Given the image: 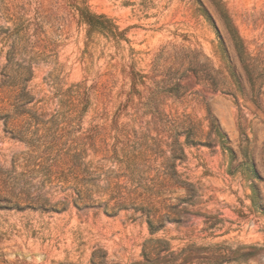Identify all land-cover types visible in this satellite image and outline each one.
<instances>
[{
	"label": "rangeland",
	"instance_id": "obj_1",
	"mask_svg": "<svg viewBox=\"0 0 264 264\" xmlns=\"http://www.w3.org/2000/svg\"><path fill=\"white\" fill-rule=\"evenodd\" d=\"M0 87V264H264V0H0Z\"/></svg>",
	"mask_w": 264,
	"mask_h": 264
},
{
	"label": "trees",
	"instance_id": "obj_2",
	"mask_svg": "<svg viewBox=\"0 0 264 264\" xmlns=\"http://www.w3.org/2000/svg\"><path fill=\"white\" fill-rule=\"evenodd\" d=\"M240 44H242L241 40H240ZM248 60H249V62L252 61L250 58ZM252 65L253 64H251V63H247L248 68H251ZM0 89H1V87H0ZM0 95H1V93H0ZM7 99L9 101L14 100L15 99L14 92H9L7 95ZM149 228H150V232L152 234L154 232V229L152 228V224H150V223H149ZM163 245H165V242L163 240H148L145 243L144 248H143V257L145 260L143 262H136L133 264H188V263L194 262L193 258L185 257V258H183L182 262L178 263V259L181 257V255L184 252L192 251V250L196 249L194 246H190L186 249H183L181 251V253H179V254L168 253L167 255L160 256L161 255L160 249ZM197 249H199V248H197ZM197 259H198V261H200V258H197Z\"/></svg>",
	"mask_w": 264,
	"mask_h": 264
}]
</instances>
